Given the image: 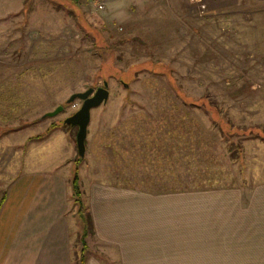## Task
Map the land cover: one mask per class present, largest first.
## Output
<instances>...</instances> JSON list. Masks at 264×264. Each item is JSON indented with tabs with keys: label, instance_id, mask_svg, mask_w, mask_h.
Here are the masks:
<instances>
[{
	"label": "rangeland",
	"instance_id": "rangeland-1",
	"mask_svg": "<svg viewBox=\"0 0 264 264\" xmlns=\"http://www.w3.org/2000/svg\"><path fill=\"white\" fill-rule=\"evenodd\" d=\"M104 82L109 98L91 110L79 158L78 128L64 121L82 102L67 101ZM20 155L73 159L78 176L84 163V187L264 180V3L209 12L180 0H0V179Z\"/></svg>",
	"mask_w": 264,
	"mask_h": 264
},
{
	"label": "crops",
	"instance_id": "crops-1",
	"mask_svg": "<svg viewBox=\"0 0 264 264\" xmlns=\"http://www.w3.org/2000/svg\"><path fill=\"white\" fill-rule=\"evenodd\" d=\"M180 1L198 2L209 12L264 3ZM50 138L34 142V149ZM23 156L13 175L4 171L0 179V264H77L74 242L82 235L85 264H264V180L167 191L117 177L84 187L83 163L86 229L73 204V159L34 164Z\"/></svg>",
	"mask_w": 264,
	"mask_h": 264
},
{
	"label": "water",
	"instance_id": "water-1",
	"mask_svg": "<svg viewBox=\"0 0 264 264\" xmlns=\"http://www.w3.org/2000/svg\"><path fill=\"white\" fill-rule=\"evenodd\" d=\"M107 88L108 84L104 82L101 88L96 90L90 88L82 93L73 94L67 101L68 104L73 103L75 100L82 102L80 109L64 121L65 125L78 128L75 143L79 158H84L85 156V141L91 119V110L100 107L108 101L109 91ZM62 112L63 107L59 106L53 112L45 114L43 118H52Z\"/></svg>",
	"mask_w": 264,
	"mask_h": 264
},
{
	"label": "trees",
	"instance_id": "trees-1",
	"mask_svg": "<svg viewBox=\"0 0 264 264\" xmlns=\"http://www.w3.org/2000/svg\"><path fill=\"white\" fill-rule=\"evenodd\" d=\"M73 1H76V0H73ZM71 185H72V192H73V199H74V202L76 203L77 205V209H78V214L80 216V219H82L84 221V218H83V214H82V211L84 210V206L83 203H82V200H81V190H80V185H79V176H78V172H77V167L74 166V170H73V174H72V180H71ZM85 225H86V229H90L91 228V220L88 216V219L87 221L85 220ZM82 238V252H81V255L79 256L78 258V264H85V235H82L81 236ZM85 250V251H84Z\"/></svg>",
	"mask_w": 264,
	"mask_h": 264
},
{
	"label": "built area",
	"instance_id": "built-area-1",
	"mask_svg": "<svg viewBox=\"0 0 264 264\" xmlns=\"http://www.w3.org/2000/svg\"><path fill=\"white\" fill-rule=\"evenodd\" d=\"M98 8H99V9H103V6L100 5V6H98Z\"/></svg>",
	"mask_w": 264,
	"mask_h": 264
}]
</instances>
